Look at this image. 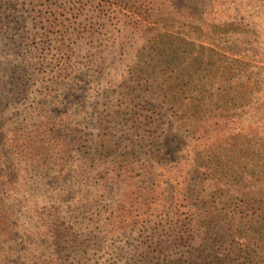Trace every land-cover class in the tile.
I'll list each match as a JSON object with an SVG mask.
<instances>
[{
	"label": "rangeland",
	"instance_id": "374dc122",
	"mask_svg": "<svg viewBox=\"0 0 264 264\" xmlns=\"http://www.w3.org/2000/svg\"><path fill=\"white\" fill-rule=\"evenodd\" d=\"M108 6L0 0V264H237L228 210L264 200V0Z\"/></svg>",
	"mask_w": 264,
	"mask_h": 264
},
{
	"label": "trees",
	"instance_id": "16d2710c",
	"mask_svg": "<svg viewBox=\"0 0 264 264\" xmlns=\"http://www.w3.org/2000/svg\"><path fill=\"white\" fill-rule=\"evenodd\" d=\"M97 2H98L99 12L103 11V9L105 8L110 9L108 6L109 0H97ZM105 11H106L105 14H107L108 10H105ZM205 49L208 55H211V51L209 50V48L206 47ZM177 86H179V83H177ZM160 96L163 97V99L167 101L168 103H171V100L175 99V98L168 97V95H165V96L160 95ZM195 100L200 101L199 99H192V100H189L191 102L188 104L192 105L193 107H197L195 108L196 111L202 110L203 103H201L200 106H198V104H193V101ZM202 101H205L206 103H211L212 99L206 100L205 98ZM172 105H173V102H172ZM185 105L186 103L184 102L180 103L179 110H182L183 106ZM258 159L259 161L264 160L260 156ZM224 198H225V195H224ZM249 201L251 202V204H247ZM256 202L264 206V200L252 201L249 199H244L242 203H239V205L235 204L234 208L232 207L228 210V216H229L230 221H234V219H236L234 215L236 211H239L237 219H240V221H236L235 223H237L238 227L242 228V230L246 233L247 243L245 244V247L251 253H253V255L251 256L247 255V256L240 257V261L237 262V264H264V207L263 208L257 207L255 208L256 211L253 212V209L251 207ZM250 213H253V216H250L249 215ZM248 222H252V223L248 224ZM252 234L255 235L256 237L252 238L251 237ZM168 263L170 262L168 261ZM186 264H190V263H186Z\"/></svg>",
	"mask_w": 264,
	"mask_h": 264
}]
</instances>
